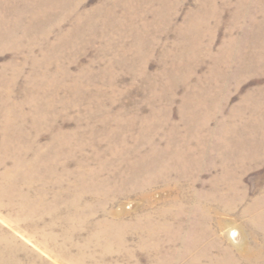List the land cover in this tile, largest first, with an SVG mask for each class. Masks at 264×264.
<instances>
[{
    "label": "rangeland",
    "instance_id": "obj_1",
    "mask_svg": "<svg viewBox=\"0 0 264 264\" xmlns=\"http://www.w3.org/2000/svg\"><path fill=\"white\" fill-rule=\"evenodd\" d=\"M4 184L19 264H264V0H0Z\"/></svg>",
    "mask_w": 264,
    "mask_h": 264
},
{
    "label": "bare ground",
    "instance_id": "obj_2",
    "mask_svg": "<svg viewBox=\"0 0 264 264\" xmlns=\"http://www.w3.org/2000/svg\"><path fill=\"white\" fill-rule=\"evenodd\" d=\"M39 159V158H38ZM24 164H27V165H24ZM29 165H35V166H38V161L37 160H33L32 162H29V163H26V162H23L22 165L23 167L22 168H19V164L18 162L14 164V167H13V170H9L8 172H6V176L10 178V174L12 172H17L22 170V169H27V170H30L29 169ZM29 174V173H28ZM5 176V177H6ZM6 177V178H7ZM7 180V179H6ZM6 190V187H5V184L4 186L0 185V193H4ZM9 190V189H8ZM83 193H80V199L83 198ZM37 197V196H36ZM31 198V197H30ZM34 198V197H33ZM64 198V197H63ZM62 198V199H63ZM24 199V198H23ZM223 199V198H222ZM37 200V199H36ZM45 201V200H44ZM68 203V201H67ZM13 203L10 201L8 203V206H11ZM41 204V203H40ZM32 206V205H31ZM71 206V205H70ZM35 207V206H34ZM76 208V207H75ZM27 210H30L27 209ZM36 210V209H35ZM21 212V211H20ZM33 212V211H32ZM264 213V212H263ZM37 214V213H36ZM42 215V214H41ZM264 214H260V216H263ZM262 218V217H261ZM32 221V220H30ZM194 221V220H193ZM198 221V220H197ZM201 222V221H200ZM205 223V222H204ZM192 224L189 226V229L187 231V234L183 237L182 241H183V247L184 249H182L181 252H177L176 254V261L178 260H182L184 258H187V263L186 264H203V262L206 260L207 261H210V264H228V261L227 259H224V260H221V261H214L212 256H211V253L210 251L213 249V245H210V247H204L202 248V251L199 252V254H193V251L195 250V248L198 246V244L200 243V241L202 240V237L201 236H206L207 234V229L205 228L206 224ZM55 224V223H54ZM53 224V225H54ZM117 229V228H116ZM206 232V233H205ZM70 233V232H69ZM48 235V234H47ZM96 235V236H95ZM94 235V238L95 237H98V233H96ZM109 235V234H108ZM233 235L236 236L238 235L237 234V231L234 230L233 231ZM55 236V235H54ZM51 236L52 238H55L56 239V236ZM49 237V236H48ZM201 237V238H200ZM97 239V238H95ZM5 240V241H4ZM98 240V239H97ZM148 240V239H147ZM67 241V240H66ZM199 241V242H198ZM9 245L8 242H6V238L4 237L3 240L1 239L0 241V264H19L17 262L18 260V250L16 249L17 246L14 248H11ZM17 245V244H16ZM106 247V246H105ZM247 253V252H246ZM4 254V258L2 259L1 258V255ZM247 255V254H245ZM71 258V257H69ZM229 260V259H228ZM175 261V262H176ZM82 262H77V263H71V264H81ZM23 264V263H22ZM208 264V263H207Z\"/></svg>",
    "mask_w": 264,
    "mask_h": 264
}]
</instances>
